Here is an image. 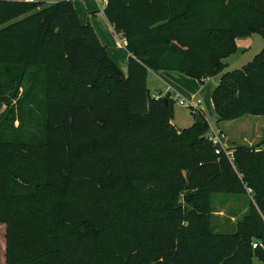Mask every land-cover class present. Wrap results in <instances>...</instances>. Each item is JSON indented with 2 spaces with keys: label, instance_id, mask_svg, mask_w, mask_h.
Wrapping results in <instances>:
<instances>
[{
  "label": "trees",
  "instance_id": "16d2710c",
  "mask_svg": "<svg viewBox=\"0 0 264 264\" xmlns=\"http://www.w3.org/2000/svg\"><path fill=\"white\" fill-rule=\"evenodd\" d=\"M104 12L127 41V76L73 0H0V72L11 74L0 78L7 263L264 261V147L217 153L203 110L181 129L176 100L148 87L149 70L221 75L219 121L264 115V49L224 72L239 38L264 37V0H108ZM34 89L44 96L30 128ZM220 192L251 196L233 232L211 222Z\"/></svg>",
  "mask_w": 264,
  "mask_h": 264
},
{
  "label": "rangeland",
  "instance_id": "374dc122",
  "mask_svg": "<svg viewBox=\"0 0 264 264\" xmlns=\"http://www.w3.org/2000/svg\"><path fill=\"white\" fill-rule=\"evenodd\" d=\"M41 3H52L60 0H36ZM81 11L86 7H94L100 9L105 7V0H74ZM82 15V14H81ZM83 17V15H82ZM84 22H87V18ZM110 42L108 47L110 54L115 57V54H126L125 47L120 46V41L123 40V36L116 31H110ZM252 39H245L249 44L245 48H241L226 58L227 64L224 72L241 68L264 49V37L258 33H255ZM251 40V41H250ZM241 44H244L240 41ZM112 57V56H111ZM117 58V57H116ZM120 59V58H117ZM114 60V59H113ZM121 60V59H120ZM115 61V60H114ZM119 61V60H118ZM116 62V61H115ZM122 62V60H121ZM121 62H116L121 65ZM123 63V62H122ZM127 63V62H126ZM119 65V66H120ZM126 69V66H123ZM167 73L155 72L152 73L148 80L149 89L154 94L164 95L168 89H175L176 92L188 97L191 94H196L198 98L202 99L200 107L203 109L204 114L209 123L221 128L228 135V145L234 150L238 146H249L255 149L264 147V115L246 114L242 117L229 120L219 121L213 105V92L219 83L220 76L217 75L212 78H208L205 81H200L197 78L188 76L186 74L177 71H166ZM11 74L0 72V78L3 83L10 81ZM36 90L31 91V97L34 101V110L31 111L27 107H24V116L27 120L26 126L32 128L34 122L40 121V113L38 111L37 100L43 99L44 93H36ZM165 91V92H164ZM167 92L165 93V95ZM176 100V98H175ZM39 102V101H38ZM37 104V105H36ZM194 120L193 111L190 107L181 106L176 100L175 103V116L174 121L179 128L185 129L192 125ZM251 196L248 194H232V193H214L211 197V222L215 229L226 232H233L236 230V224L239 218L247 211V207ZM6 246H7V225L0 223V264H8L6 260ZM252 264H264L258 257H254Z\"/></svg>",
  "mask_w": 264,
  "mask_h": 264
},
{
  "label": "crops",
  "instance_id": "0c3cea01",
  "mask_svg": "<svg viewBox=\"0 0 264 264\" xmlns=\"http://www.w3.org/2000/svg\"><path fill=\"white\" fill-rule=\"evenodd\" d=\"M74 1V0H73ZM107 1L108 0H105V4H107ZM75 6H76V8H77V10H78V13H79V16H80V18H81V20H82V22H84L86 19H84L85 18V14H86V18H87V22H91L93 25H94V27H95V29H96V31H97V33H98V35H99V37H100V39H101V41H102V43L104 44V45H106L107 47H108V43L110 42V36H109V32L110 31H114L115 32V29H114V27H113V25L108 21V19H107V17H106V15H105V12H104V10H105V7H100V9H95L94 7H86L85 9H83V11H81L80 9H79V7H78V5H77V2H75ZM83 15V17H82V15ZM87 22H84V23H87ZM254 35V34H253ZM252 35V36H253ZM252 36H249V37H243V38H239L238 40H237V42H238V47H239V49H240V47L241 48H245V46H247L249 43L248 42H246L247 40H245V39H247V38H249V39H252L251 37ZM240 41L242 42V43H244V44H241L240 43ZM251 41V40H250ZM108 52H110V49H109V47H108ZM127 52V51H126ZM110 54V53H109ZM110 56H112V58L116 61V62H118L119 63V61L121 62V60H122V62H121V65H120V67L122 68V70L124 71V73H125V75L127 76L128 75V69H129V57H130V53H126V54H115V57L113 56V55H111L110 54ZM120 58V59H117V58ZM119 60V61H118ZM127 62V63H126ZM123 66H126V69H124V67ZM155 72H159V71H154V70H149V73H148V80H149V77H150V75L152 74V73H154V74H156ZM161 72V71H160ZM163 73H167L166 71H162ZM221 77V76H220ZM220 81V80H219ZM218 85V84H217ZM148 87H149V85H148ZM169 88H170V86H168V89H167V91L169 90ZM175 90V89H174ZM166 91V92H167ZM165 92V91H164ZM165 92V93H166ZM165 93H163V94H165ZM191 95H194V94H191ZM174 123H175V121H174ZM193 123H194V120H193V122H192V125H193ZM176 124V123H175ZM177 125V124H176ZM191 125V126H192ZM178 126V125H177Z\"/></svg>",
  "mask_w": 264,
  "mask_h": 264
},
{
  "label": "built area",
  "instance_id": "2783aa9c",
  "mask_svg": "<svg viewBox=\"0 0 264 264\" xmlns=\"http://www.w3.org/2000/svg\"><path fill=\"white\" fill-rule=\"evenodd\" d=\"M29 2H36V0H27ZM127 41L124 38L123 40L120 41V46L126 47ZM167 94H170L174 99L178 101V103L183 106V107H190L194 111H199L203 110L200 105L202 104V99L198 98L196 94L191 95V96H184L181 93L176 92V90L169 88L167 91ZM165 95V94H164ZM161 94H153L154 97L157 99L164 96ZM210 124V130L208 133V138L212 141L216 148L217 153H222L224 152L229 158H233V150L229 147L228 145V135L226 134L225 131H223L221 128L213 125L212 123ZM248 191L252 193V189L249 188ZM254 247H258L259 245L263 246L262 242H254L253 243Z\"/></svg>",
  "mask_w": 264,
  "mask_h": 264
}]
</instances>
